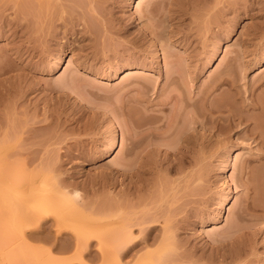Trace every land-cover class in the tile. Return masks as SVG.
Returning a JSON list of instances; mask_svg holds the SVG:
<instances>
[{
    "label": "rangeland",
    "instance_id": "1",
    "mask_svg": "<svg viewBox=\"0 0 264 264\" xmlns=\"http://www.w3.org/2000/svg\"><path fill=\"white\" fill-rule=\"evenodd\" d=\"M40 3L0 0V264H79L74 248L58 250L66 236L57 235L54 213L20 221L28 201L20 200L18 170L34 149L41 162L63 163L90 207L119 200L130 214L141 194L143 203L161 199L183 226L185 264H264L263 147L244 131L202 127L200 116L212 100L225 97L239 110L264 96V0ZM58 56L65 59L54 68ZM259 107L249 113L264 118ZM113 135L119 144L108 153ZM90 207L61 230L95 222ZM41 226L53 241L29 238ZM87 244L93 254L97 241Z\"/></svg>",
    "mask_w": 264,
    "mask_h": 264
},
{
    "label": "bare ground",
    "instance_id": "2",
    "mask_svg": "<svg viewBox=\"0 0 264 264\" xmlns=\"http://www.w3.org/2000/svg\"><path fill=\"white\" fill-rule=\"evenodd\" d=\"M40 1L41 0H37L38 3H40ZM38 7L40 8L41 5ZM42 18L43 17L40 14H37L36 19L39 24L41 23ZM63 59L65 58H63L62 56H58L54 62V68L59 67ZM219 75L217 74V76ZM224 77L229 78V76H224ZM221 78H222L221 84L223 85L225 84L226 88L228 87L229 91L231 92L232 90V93H234V95L230 93V97L232 98V96L233 97L235 96L234 98H237L239 94L237 93L238 91L236 89H235L236 91H234L233 89L235 88L234 83L232 81H229L230 78L229 80H227L228 78L226 80L225 79L223 80V76ZM174 79L176 78L175 77L172 78L171 81H173ZM214 79H216L217 81V82L215 81L216 83V84L214 83L215 85H217V83H220L219 78L217 77L213 78V82H214ZM215 85H214L215 88L219 86V85L217 86ZM225 90L227 93H229L227 89H224V93H225ZM205 92H207V90ZM209 92L210 91H208V93ZM221 95L224 96L226 94L222 93ZM256 95L257 96H254V95L250 96V100L247 103L246 101L244 102L243 99L241 98L244 104L241 107H239L240 105L239 106L237 105L239 107V110L238 108L235 109L236 108V107L234 108L235 105L230 103L231 99L228 100L230 102H226L227 100L223 96L222 97L224 99L222 98L220 100V103L218 102V104H217L218 100L215 101L216 103H214L213 100H212L213 102L209 100L211 102H209V105L207 108L205 107L207 109V110L205 109L206 112L203 113L204 115L202 113L200 114V116L204 117L203 120H205L204 122L202 121L203 123L201 122L202 123L201 125L202 127L208 128L209 130L215 131L220 134H228L230 132L239 133L241 131H244V134L246 133L245 135H247L248 138L253 139V140L258 139L259 141L258 143L261 145L260 147H263V150H262L263 154H261L262 156L261 155L260 156L264 158V125H263V120H262L264 118L260 116L258 118L252 115L251 113H249L251 112L252 109H256L257 107L261 106V109L263 108L261 111L262 112L261 116L264 117V96L262 94L261 95L263 97H261L260 94L259 95L256 94ZM207 96L205 98H208ZM218 98H221V97H218ZM227 98H229V96ZM241 99L239 100V102L241 101ZM203 100H204V97H203ZM234 100H235L234 102H238L237 101L238 99L237 100L234 99ZM222 101H225V103L224 102L221 103ZM242 103L240 104L242 105ZM186 105H188V102L186 103ZM197 113H200V109H199V112L197 111ZM260 118H262L261 119L262 122L260 121ZM182 139L184 138L182 137ZM118 144H119L118 140L113 135L112 140L109 143L106 151L108 153L114 151L118 147ZM27 147L28 146H26L25 148L28 150ZM20 149L22 152L24 148L23 149L20 148ZM20 149L18 150L20 151ZM36 150L37 149H34L35 153H36ZM34 152L33 151L30 152L31 156L30 157L27 156V159H24L23 162L20 161L22 163L21 164L22 169L18 170L19 172L22 171L21 173L23 174L22 181L21 180L19 181V192L21 194L20 200L28 201L27 203L28 205L25 204L21 208V211H20L21 220L20 219L19 220L20 221L24 220L25 222V220L27 221L28 218H33L32 220L36 219L34 222H38L41 218H43L44 213H46L47 211L50 213H54L52 223L55 224L54 226H56L57 235L62 237V235L64 234L66 236L63 238V240L65 241L62 242V239H61V242L63 243V245H61V248L58 246V250H62L63 252L65 251L68 252L69 249L74 248L75 253L79 255V259H77L79 264H87L84 262V259H83L84 257L82 256V255H86V254H83L86 251H87V256L89 255V258L96 260L97 262H99V264H185L187 262H190V259H189L190 256L189 257L187 256L188 254H190L189 251H182V250L180 251V248L183 247L184 245L180 241L179 242L183 246L178 242L177 230L183 227L181 224V221L174 219V216L169 213V210L165 212L161 209V201H162L161 199L160 200L153 199L151 202L148 201L149 199L148 200L145 199L148 202L144 201L145 203H143V200L139 201L141 198L140 196L142 195L141 194L139 197H137L138 200H136L135 203L133 202V204H131L132 205L131 207L141 206V209L138 211H133L130 214L126 213L124 210L125 207H127L126 210L129 208L128 206H125V207L123 206L124 204H126L124 203L126 201L123 202L121 200L124 203L123 205H121L119 200L115 201L114 204L112 203V205H111V202L110 204L108 202V204L112 206L108 208V204L107 206L104 204L97 206L96 203H95L96 205H93L94 203L88 200L89 202L92 203L93 206L97 207L96 209H94L93 206L90 207L91 204L89 205V203L88 204L87 202L85 203L86 200H84V198L80 196L77 190L78 187H75L76 185L78 186V184H76V182L74 183V181L72 183V180L74 178L71 181L67 180L68 178H71L69 177L71 176V174L69 175V173H65L64 171L66 170H64V168H63L64 171H61L62 170L61 165L63 163L60 165L56 159L50 162L49 161L41 162L38 160L37 158L38 156L33 155ZM37 152L39 151L37 150ZM15 153L16 152L12 154H15ZM67 154L70 155L69 153ZM58 155H60V153ZM10 156L12 155L10 154ZM104 156L106 157L107 154H105ZM12 157H15V156H12ZM8 158H11V157H8ZM76 158H79V157H76ZM47 159L48 158H46L45 160ZM67 159L70 162L69 157H67ZM54 161L58 163V166H55L56 163L54 164ZM66 161H64V163ZM82 182L79 184L80 186H83L81 185ZM92 184L95 185L96 183H92ZM98 184L102 185L101 181ZM139 187H141V185ZM96 189H97V185H96ZM134 190L137 194H139V192H137L138 191L137 187H135ZM140 191L142 190L140 189ZM90 194H95V191L91 192ZM133 194H134V191H132V195ZM145 197L146 196H144V198ZM229 198H230V195H226V197H224L222 201L223 202L227 201ZM86 205L90 207L89 209H94L97 212L98 218L96 219V221L92 223L91 222L88 223L87 222L88 220L86 221L84 220L85 221L84 227L82 229H78L77 231L69 232L67 231V229L61 230L62 228H65L66 226L75 223V221H77L75 215L79 216L78 214L85 213L86 207H87ZM150 210H153V212L150 213L149 212ZM83 215H84L83 217L85 218V214ZM90 215H93V213L90 212ZM90 215H87V216L89 217ZM80 218L82 219V216ZM50 223H51V220H50ZM40 224H42V222ZM38 226L40 225L38 224ZM47 229L43 227V230L40 231L39 229L31 233L29 235L30 236L29 238L33 239L32 237H34L35 240L37 241L38 239L40 240L44 238L41 241H44L47 239L48 241H50L49 239H51V237H48V233L46 232L43 233V231ZM26 235H28V233ZM91 237H93L98 243L97 250L93 254H92L93 251L91 252L89 249H87L89 248V244H87V241ZM51 241H53V239H51ZM72 242H73V245L75 246L71 244ZM185 252H188V254H186ZM191 255L193 254L191 253ZM220 255L221 253H219L218 256L220 257ZM224 256L225 255H222L221 257L224 258Z\"/></svg>",
    "mask_w": 264,
    "mask_h": 264
}]
</instances>
